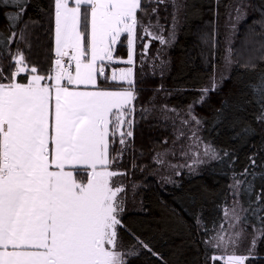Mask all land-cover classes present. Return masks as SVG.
Segmentation results:
<instances>
[{"label":"snow or ice","instance_id":"1","mask_svg":"<svg viewBox=\"0 0 264 264\" xmlns=\"http://www.w3.org/2000/svg\"><path fill=\"white\" fill-rule=\"evenodd\" d=\"M215 2L219 7V0ZM31 4L32 0H0V15L11 29L6 37L0 33V58L7 57L10 65L6 73L0 64V264H128L141 250L157 257L160 264H168L122 220L126 197L120 194L125 187L117 178L129 173L113 170V166L118 168L124 156L130 155V169L137 168L133 129L139 121L135 114L139 111L140 119L147 120L158 111L160 121L172 122L176 139L162 150L153 148L155 164L175 169L176 175L182 167L195 173L197 167L211 161L232 169L234 154L230 157L229 150L219 149L198 135L207 118L194 111L228 78L216 71V14L211 34L200 37L212 54V73L181 115V110L166 104L157 108L155 95L149 99L150 107L138 109L135 103L139 97L136 45L141 46L143 65L153 41L161 46L174 43L183 8L179 0H54V31L49 36L54 41V58L47 74L30 65L25 54L31 52L35 40L26 17ZM167 4L173 11L165 37L159 12L160 6ZM250 6L240 0L227 13L222 60L226 69L237 64L256 75L247 80L241 76L237 81L243 89V103L221 100L211 122L214 126L222 124L229 111H244L253 104L258 110L255 121L264 122V69L257 71L251 56L239 64V49L235 50L237 59L233 58V38L238 25L248 19L246 9ZM251 25L246 27L242 48L259 45L256 50H264V8ZM118 46L126 50V59L116 56ZM159 52L158 48L156 58ZM201 54L207 62V54ZM259 59L264 61V56ZM113 62L126 67L105 76L106 63L110 67ZM22 74L26 75L21 82L17 78ZM99 77L116 87H103ZM237 125L236 137L255 132L249 122L236 120L233 127ZM183 129L190 135L187 145H180L179 154L191 164H173L167 158L176 156L175 145L186 135ZM160 143L167 145V138ZM248 160L242 170L232 169V182L227 185L232 200L221 198L211 229L199 214L193 217L197 229L204 232L205 249L212 250L205 256L206 264H246L257 258V244L264 242V160L257 164L256 154ZM258 181L262 185L259 189ZM136 187L133 184V190ZM249 226L247 254H238L248 240ZM118 230L131 237L126 247H118Z\"/></svg>","mask_w":264,"mask_h":264},{"label":"trees","instance_id":"2","mask_svg":"<svg viewBox=\"0 0 264 264\" xmlns=\"http://www.w3.org/2000/svg\"><path fill=\"white\" fill-rule=\"evenodd\" d=\"M179 2L183 4V8L178 14L179 24L174 43L171 46H161L153 41L148 49L149 59H146L143 65L139 55L141 46L139 43L136 45L135 79L139 97L135 103L138 109L143 105L150 107L149 99L155 95L154 102L157 108L166 104L181 110L182 114L187 110V106L200 95L196 89L207 84L212 73V54L200 37L204 33L211 34L214 14H216L215 24L218 30L216 71L219 72L223 67L227 13L236 0H219V7L215 0H179ZM261 8H264L261 0L251 1L249 18L244 26L239 28L236 46L240 41H244L246 27L251 25L254 18L260 17ZM172 11L170 4L160 6V23L165 25V37L168 36ZM52 14L51 0H32L26 13V17L30 18L29 23L35 40L31 52L26 51L25 54L30 65L36 66L42 74H47L54 58L52 51L54 41L49 39L54 31ZM153 23H155L154 18ZM251 26L255 27V25ZM10 30L8 21L0 15V33L6 37ZM256 31L258 32L259 28H256ZM258 46H255L256 49ZM158 48L160 52L156 58ZM256 49L247 53L240 49L243 59L239 60V64H243L251 56L258 58L257 61L253 60L257 65V71L264 69V61L259 59L264 56V50L261 54L260 51L256 52ZM201 53L207 54V62ZM116 56L126 59V50L118 46ZM0 64L4 66L7 73L10 67L8 58H0ZM113 67L117 71L126 65L120 63ZM24 75L26 74L18 77V81L22 82ZM255 75L256 72H249L235 64L218 92L210 93L205 103L202 106H195L194 109L197 116L207 118L200 130V137L205 142L210 141L219 149L229 150L230 157L234 154L235 164L232 169L237 171L250 163L248 157L253 154L257 156V164L264 160V151H260L264 148V122L255 121L254 113L258 112L256 106L254 104L247 106L244 111H229L227 119L222 124L214 126L211 122L215 110L221 107V100L227 99L230 104L243 103L244 97L241 96L243 89L237 81L241 76L247 80ZM99 80L103 87L109 89L116 87L111 82L105 83L103 77H99ZM161 85L163 86L161 91L156 92L155 89ZM166 92H170L171 95H167ZM135 115L139 121L133 129L137 168L130 169V155L124 156L118 168L113 166V170L129 173L127 177L117 178L122 181L127 190L125 196L127 209L122 220L136 236L145 243H149L153 251L158 252L168 264H206L205 256L211 255L212 250L205 249L202 243L204 232L197 229L193 217L199 214L201 220L211 229V221L217 205L221 203V198L226 197L229 202L232 200L227 187L232 182L230 179L232 169L222 162L211 161L195 173L182 170L179 175H176L175 170L167 174L166 166L155 164L152 156L153 148L157 151L162 150L171 146L176 139L172 122L160 121L158 111H155L147 120L140 119L139 111ZM169 115L173 114L169 113ZM236 120L249 122L251 128L255 130L254 134L243 138L236 137V132L239 131V125L233 127V122ZM176 127H180L179 120ZM165 138L168 140L167 145L160 143ZM140 151L144 152L142 157L139 155ZM221 155H223L222 152ZM141 167L143 171L139 170ZM168 176L175 183L166 182L165 178ZM133 184L138 185L135 190H133ZM261 186L258 181L257 189ZM240 200L243 203L244 197L241 196ZM248 232L251 233L250 226ZM130 241V236L118 230L119 247H126ZM256 257L251 264H264V242H258ZM128 264H160V261L146 250H141L140 256L129 259Z\"/></svg>","mask_w":264,"mask_h":264},{"label":"rangeland","instance_id":"3","mask_svg":"<svg viewBox=\"0 0 264 264\" xmlns=\"http://www.w3.org/2000/svg\"><path fill=\"white\" fill-rule=\"evenodd\" d=\"M251 1L252 0H244V2L246 3V4H250L251 5ZM51 2H52V18L54 19V0H51ZM238 3H240V0H236V2H235V4H234V6L229 10V11H231L232 9H234L235 7H236V5L238 4ZM247 13H248V16H249V14H250V11H251V6L250 7H248L247 9ZM249 18V17H248ZM248 20V19H247ZM247 20H245V21H243L240 25H238V31H239V28L240 27H242V26H244V24L247 22ZM227 23H229V20H228V15H227V20H226V24ZM226 24H225V26H226ZM226 28V27H225ZM226 31H227V28H226ZM238 31H237V34H236V36L233 38L234 39V43H233V45H232V47H233V49H242V52H251V51H253L254 49H256V45H250L249 47H247V48H242V41H240V43H239V45L238 46H236V44H237V36H239V34H238ZM226 34V33H225ZM225 37V36H224ZM252 37H250V39H251ZM259 47V46H258ZM257 47V48H258ZM224 48H225V45H224ZM235 51V50H234ZM256 52H259V51H256ZM262 52H263V50H260V53L262 54ZM258 54V53H257ZM259 55V54H258ZM257 55V56H258ZM234 56L235 57H233L234 58V60L235 59H237V56H236V54H235V52H234ZM254 56V55H253ZM241 59H243V56L241 55L240 57H239V60H241ZM245 59V58H244ZM255 59H256V57H254V61H255ZM258 59V58H257ZM257 59H256V61H257ZM115 64H120V63H116V62H113V64L109 67V66H107V63H106V68H105V75H111V72H109V71H113L114 69V67H113V65H115ZM235 65V64H234ZM233 65V66H234ZM232 66V67H233ZM113 67V68H112ZM231 67V68H232ZM231 68H228V69H226L225 68V64H223V67L221 68V70L219 71V72H217V75H219L221 72H224L225 73V75H229V73H230V70H231ZM118 71V70H117ZM184 113H182L181 115H183ZM185 118H187V117H185ZM184 131H185V133H186V135L184 136V137H182L179 141H177V143H176V145H175V147H176V150H177V154H176V156H169L167 159L168 160H170L173 164H181V165H185V164H191V160L190 159H187V158H185V157H182V156H180V154H179V149H180V145H187V143H188V135H190V133H187V129H183ZM198 135L200 136V131H199V133H198ZM208 164V163H207ZM206 164H202V165H200L199 167H197L196 168V171H199L200 169H201V167H204ZM184 171V170H186V171H189V169H188V167H182V168H180L179 169V172L180 171ZM173 171H175V169H170V168H168V167H165V172L168 174L169 172L170 173H172ZM190 172V171H189ZM181 173V172H180ZM170 176H168V177H166V178H169ZM125 187V186H124ZM126 192H127V190H126V188H125V191L123 192V193H121L120 195L121 196H126ZM125 201H126V199H125ZM127 209V207H126V204H125V210ZM226 226V225H225ZM248 234V240H245L242 244H241V246H240V248L237 250L238 251V254H247V249H248V246H249V241H250V239H251V233H247ZM258 245V244H257ZM118 247H119V244H118ZM256 254V253H255ZM254 261V259H252V260H249V261H246V264H251L252 262ZM216 264H221V262H216Z\"/></svg>","mask_w":264,"mask_h":264}]
</instances>
